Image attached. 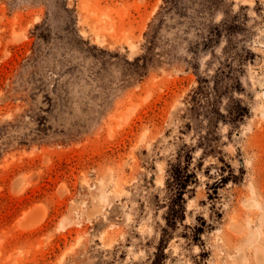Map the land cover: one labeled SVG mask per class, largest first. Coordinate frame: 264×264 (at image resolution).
Here are the masks:
<instances>
[{"label":"rangeland","instance_id":"obj_1","mask_svg":"<svg viewBox=\"0 0 264 264\" xmlns=\"http://www.w3.org/2000/svg\"><path fill=\"white\" fill-rule=\"evenodd\" d=\"M258 82L264 0H0V264L264 245Z\"/></svg>","mask_w":264,"mask_h":264},{"label":"bare ground","instance_id":"obj_2","mask_svg":"<svg viewBox=\"0 0 264 264\" xmlns=\"http://www.w3.org/2000/svg\"><path fill=\"white\" fill-rule=\"evenodd\" d=\"M81 31V30H80ZM80 33V32H79ZM96 38V37H95ZM100 39V38H99ZM103 41V40H102ZM103 46V45H102ZM131 46V45H130ZM132 47V46H131ZM130 47V49H131ZM260 87H262V89L264 90V82H258L257 83ZM260 95V94H259ZM262 96L264 97V91L262 93ZM260 107V106H259ZM263 107V106H262ZM262 109V108H261ZM252 192V189L250 190ZM253 193L250 194V201L248 203H245V205L247 207H251V208H257V209H261L260 208V204L257 200H255L253 198V196L251 197ZM104 197L101 196V202L103 203L102 199ZM101 205V204H100ZM99 207V206H98ZM263 209V208H262ZM261 209V210H262ZM98 210V209H95ZM258 211V210H257ZM99 214V213H98ZM264 214V212L262 213V215ZM264 216V215H263ZM24 217V216H23ZM259 217V216H258ZM24 220L26 219L25 217L23 218ZM262 219V218H260ZM23 221V220H22ZM260 221V220H259ZM26 222V221H25ZM248 222V221H247ZM246 222V223H247ZM21 223V222H20ZM27 223V222H26ZM25 223V224H26ZM38 223V222H35ZM248 223L251 224V222L249 221ZM247 223V224H248ZM262 223V222H261ZM259 224V223H258ZM22 225V224H21ZM24 225V224H23ZM22 225V226H23ZM28 225V224H27ZM20 226V225H19ZM29 226V225H28ZM260 226V225H257ZM26 227V226H25ZM20 228V227H19ZM242 228V227H241ZM256 229V228H255ZM250 230L249 234L247 235V238L245 240V242L243 243V245L241 247H238V249L236 250L235 254L230 258L233 259V264H247L248 263V259L247 256L245 254V250L249 249L251 256H252V261L253 264H264V245H262L259 242V236H260V228L256 229V230ZM234 231L235 233H239L240 229L238 226H236L234 223L231 225V231ZM262 232V231H261ZM230 256V255H229Z\"/></svg>","mask_w":264,"mask_h":264},{"label":"trees","instance_id":"obj_3","mask_svg":"<svg viewBox=\"0 0 264 264\" xmlns=\"http://www.w3.org/2000/svg\"><path fill=\"white\" fill-rule=\"evenodd\" d=\"M180 174H181V171H180V169H175L174 170V173H173V175H174V186H176V193H177V195L178 196H180L181 195V193H182V191H183V184H182V178H181V176H180ZM182 210H180V212H181Z\"/></svg>","mask_w":264,"mask_h":264}]
</instances>
